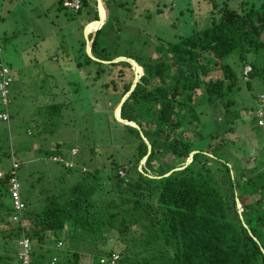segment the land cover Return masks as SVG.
Segmentation results:
<instances>
[{
	"label": "trees",
	"instance_id": "trees-1",
	"mask_svg": "<svg viewBox=\"0 0 264 264\" xmlns=\"http://www.w3.org/2000/svg\"><path fill=\"white\" fill-rule=\"evenodd\" d=\"M64 1L58 0L59 8H65ZM80 1L79 15L88 5L87 0ZM133 1L139 7L147 3ZM205 1L210 4L209 26L198 25L197 19L191 21L186 24L189 30L175 43L153 30L150 39H138V48L132 49L120 47L132 41L123 34L138 36L140 23H150L162 12L149 10L135 23L121 22L112 15L111 1L102 0L108 19L100 30V22L88 29L98 30L89 37L92 55L105 62L129 58L144 72L120 113L123 120L137 123L141 131L114 118V131L123 130V139H133L132 155L124 163L112 155L110 171L102 172L88 166L83 148L76 147L78 155H72V149L64 152L57 144L52 162L65 174L58 175L52 191L36 195L34 183L31 189L22 187L23 223H15L11 216L9 174L0 179V264H19L16 243L23 237L32 242V264L54 260L55 264H83L85 253L92 257L89 264L106 260L111 264H264V143L252 152V160L244 153L237 166V159L230 166L219 152L230 143L236 144L227 133L234 132L237 123L234 119L227 124L216 121L217 128L209 134H204L203 125L204 109L235 106L230 96L242 83L249 88L252 82L264 87V0H244L237 9L226 3L221 6L219 0ZM94 2L95 19L87 25L99 21L98 3ZM119 7L128 10V1L120 2ZM117 43L121 45L115 46ZM83 48L85 51V42ZM85 56L86 65L104 66ZM247 67L251 72L245 77ZM4 69L11 78L9 67L0 63V73ZM104 70L112 77L116 98L108 101L115 106L111 110L114 116L132 89L135 73L132 65L119 62L100 68L96 79L101 73L105 76ZM117 80H123L121 92ZM104 87L109 89L110 85ZM10 88L8 108L12 104ZM0 106L5 107L1 92ZM43 113L52 125L63 109L49 104ZM141 132L151 145L150 154ZM258 134L261 136L260 130ZM90 152L92 156L95 153ZM193 152L198 153L184 168ZM170 155L171 163L166 162ZM55 157L63 162H54ZM177 168L184 169L164 177ZM109 241H115L114 246L109 247ZM92 246L110 248V259L118 258L113 262L107 253L102 255Z\"/></svg>",
	"mask_w": 264,
	"mask_h": 264
},
{
	"label": "rangeland",
	"instance_id": "rangeland-1",
	"mask_svg": "<svg viewBox=\"0 0 264 264\" xmlns=\"http://www.w3.org/2000/svg\"><path fill=\"white\" fill-rule=\"evenodd\" d=\"M94 1L87 0L88 5L79 15L73 10L59 8L58 0H0V63L9 67L13 81L10 88L11 106H0V113L7 112L11 117L9 123L0 121V170H9L13 159L22 164L18 175L23 190L31 189L34 183L36 195L52 191L58 175L65 174L50 158L57 144L64 152L72 149V155H78L76 147L83 148L88 166L102 172L110 171L112 155H116L118 163H124L132 155L133 139H123L125 132L113 129L116 125L114 118L120 122L112 115L111 110L115 108L113 102L108 101L116 98L113 96L112 77L104 70L105 76L101 73L100 79H96L97 71L108 64L102 67L86 65L85 53L87 56L89 53L87 47L83 50L86 43L83 27H87L89 37L97 31L88 30L94 27V23L87 25L95 19ZM110 1L112 15L121 18V22L135 23L140 15L146 16L144 13H149V10L162 12L156 13L150 23L142 21L138 36L132 38L130 32L124 33L132 41L122 46L120 43L115 45L122 48H138L137 40L150 39L148 37L153 30L165 41L175 43L182 32L189 30L187 23L197 19L200 26L211 24L208 13L210 4L205 0H147L146 5L140 7L139 4L134 5L133 0ZM122 1H128V10L119 7ZM243 1L219 0V3L237 9ZM103 11L107 17L105 7ZM128 17H133V20H126ZM134 32L137 31L134 29ZM79 64L83 66L79 67ZM143 73L142 70L141 77ZM130 78L131 75L125 80ZM117 81L121 92L123 80ZM107 84L110 85L109 89L104 87ZM251 85L249 88L242 83L241 89L230 96L234 107L220 109L211 106L204 109V134L217 128L216 121L227 124L234 119V123H237L234 132L227 133L232 141L236 140V144L230 143L219 152L224 160L230 162V166L236 159L237 166L238 158H243L244 153L252 160V152L264 143L252 119L253 115L248 111L257 108V98L264 87L256 82ZM197 93L200 95L201 92ZM49 104L61 105L63 109L60 119H52V125L45 121L47 117L43 113ZM192 129L193 126L188 128ZM187 134L194 138L191 131ZM90 151H95L93 156ZM172 161L173 156H168L166 162ZM36 195L32 198L37 199ZM63 238L67 241V236ZM115 241H109V247L114 246ZM92 247L97 251L99 249L102 255L107 250L108 259L111 260L112 249ZM81 251L83 254L84 251ZM83 255V264L91 263V255ZM140 255L146 253L141 252ZM103 264L111 263L106 260Z\"/></svg>",
	"mask_w": 264,
	"mask_h": 264
},
{
	"label": "built area",
	"instance_id": "built-area-1",
	"mask_svg": "<svg viewBox=\"0 0 264 264\" xmlns=\"http://www.w3.org/2000/svg\"><path fill=\"white\" fill-rule=\"evenodd\" d=\"M63 6L67 9L73 10L75 12H79L81 9V1L80 0H65ZM251 72V67H247L245 69L244 75L245 77ZM8 71L4 69L0 73V78L3 79L2 83L0 84V92L3 99V105L7 108L10 101L8 99L9 95V87L12 84V79L7 77ZM253 115L252 119H254L255 125L258 130H260L261 136L264 137V91L258 96L257 98V108L249 113ZM0 120L8 122L10 117L7 112H3L0 114ZM54 162H63V160L59 157L54 158ZM68 167H72L71 164H67ZM19 168L18 164H14V169ZM85 171V170H84ZM14 175L10 180V196L12 200V208L14 212L13 221L16 223H22V214L25 211V205L22 203L21 200V185L15 175V172L12 173ZM4 177L3 174L0 173V178ZM21 251L19 255V261L22 264H31V241L27 237H23V239L19 243ZM118 258V256H113V262Z\"/></svg>",
	"mask_w": 264,
	"mask_h": 264
},
{
	"label": "water",
	"instance_id": "water-1",
	"mask_svg": "<svg viewBox=\"0 0 264 264\" xmlns=\"http://www.w3.org/2000/svg\"><path fill=\"white\" fill-rule=\"evenodd\" d=\"M97 3H98V10H99V21H96V22H93V23H99V22L102 23V26L99 28V29H101V28L103 27V25L106 23V21H107V19H108V15H107L106 19L103 21V19H102V8L104 9V5H103V3H102V0H97ZM93 23H92V24H93ZM99 29H98V30H99ZM98 30H97V31H98ZM84 32H85V39H86V47H87V51H88L89 56L92 58L93 61H97V62H99V63H103V64H114V63H119V62H127V63H129L130 65H132V68H133V70L135 71V80H134V83H133V86H132V89H131L130 93H129L128 95H126V96L122 99V101L120 102L119 106H118L117 109L115 110V117H116V119H117L120 123L125 124V125H130V126L134 127L135 129H137L138 131H141V128L139 127V125H138L137 123H135V122H131V121L123 120V119L121 118L120 113H121L122 107H123L124 103L126 102L128 96H130V94L134 91V89L136 88L137 84L139 83V81H140V79H141L140 71H139V70L142 69V68H140V66H139L135 61H133L132 59L125 58V57H120V58H118V59H116V60H114V61H112V62H105V61H101V60L95 58V57L92 55V48H91V43H90V39H89V33L87 32V27L85 28ZM143 75H144V73H143ZM143 75H142V76H143ZM141 136H142L144 142L147 144L148 149H149V154H150V152H151V145H150L149 141L147 140V138L142 134V132H141ZM197 153H198V152H193V154H192L191 157L188 159V161H187V163H186V165H185L184 168H186L188 165H190V164L192 163V157H193L194 155H196ZM210 156H211V155H210ZM211 157H212V156H211ZM146 159H147V158H146ZM146 159H145V161H146ZM145 161H143V162L141 163V165H140V166H141V168H140L141 171H142V166L145 165ZM184 168H177V169L173 170L172 172L168 173L167 175H165L164 177H168V176H170L172 173H174L175 171H180V170H183ZM153 178H154V177H153ZM237 203H238L239 211H240V213H242V212H243V209H242V205L240 204V201L237 200ZM255 240L258 242L257 239H255Z\"/></svg>",
	"mask_w": 264,
	"mask_h": 264
},
{
	"label": "clouds",
	"instance_id": "clouds-1",
	"mask_svg": "<svg viewBox=\"0 0 264 264\" xmlns=\"http://www.w3.org/2000/svg\"><path fill=\"white\" fill-rule=\"evenodd\" d=\"M100 30V29H99ZM97 32V31H96ZM96 32H94V33H96ZM9 115V114H8ZM9 117H10V115H9ZM0 121H2V120H0ZM11 121V117H10V120L8 121V122H6V123H9ZM2 122H5V121H2ZM20 170V166H19V168H17V169H14V165H13V170L9 173V181L11 180V178L14 176V175H12V173L13 172H15V175H16V177H17V179H18V181H19V184L21 185V183H20V180H19V175H18V171ZM0 173L1 174H3L4 175V177L1 179V180H3V179H5V178H7V175L8 174H5V173H3V172H1L0 171ZM9 184H10V182H9ZM21 189H22V185H21ZM9 193H10V186H9ZM21 194H22V192H21ZM11 195V194H10ZM12 210H13V208H12ZM14 213V212H13ZM23 215V214H22ZM13 217H14V215L12 216V219H13ZM23 222V221H22ZM16 223V222H15ZM61 245V244H60ZM19 247H20V245H19ZM20 251H21V248H20ZM106 252H107V254L109 255V253H108V251L106 250ZM19 255H20V252H19V254H18V263L19 264H22L20 261H19ZM31 255H32V243H31ZM108 257V256H107ZM33 258V257H32ZM32 258H31V264H32ZM56 263V260H54L53 261V263H52V261H51V264H55Z\"/></svg>",
	"mask_w": 264,
	"mask_h": 264
},
{
	"label": "crops",
	"instance_id": "crops-1",
	"mask_svg": "<svg viewBox=\"0 0 264 264\" xmlns=\"http://www.w3.org/2000/svg\"><path fill=\"white\" fill-rule=\"evenodd\" d=\"M0 114H2V113H0ZM30 134V133H29ZM31 135V134H30ZM52 156V155H51ZM51 159H52V157H50ZM14 164H18L19 166H20V170H21V168H22V164H20L19 162H17L16 160H14L13 159V165ZM13 165H12V167L9 169V170H0L1 172H3V173H5V174H9L12 170H13ZM19 170V171H20ZM14 215V213L12 212V215L11 216H13ZM23 223V222H22ZM23 225V224H22ZM1 230V229H0ZM23 239V238H22ZM21 239V240H22ZM21 240H19L17 243H16V247H17V250H18V254H19V252H20V247H19V243H20V241ZM32 243V242H31ZM18 254H17V262H18Z\"/></svg>",
	"mask_w": 264,
	"mask_h": 264
}]
</instances>
